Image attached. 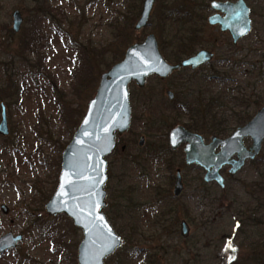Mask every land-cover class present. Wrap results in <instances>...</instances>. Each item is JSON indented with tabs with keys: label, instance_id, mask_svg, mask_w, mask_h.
Here are the masks:
<instances>
[{
	"label": "rangeland",
	"instance_id": "374dc122",
	"mask_svg": "<svg viewBox=\"0 0 264 264\" xmlns=\"http://www.w3.org/2000/svg\"><path fill=\"white\" fill-rule=\"evenodd\" d=\"M164 2L157 0L149 26L140 32L133 26L128 38L133 44L154 33L168 60L160 37ZM259 2L264 4V0ZM130 3L132 0H0V105L4 102L7 106L10 127L8 137L0 135V237L9 232L24 236L16 250L0 255V264H78L82 230L64 214H49L46 204L58 187L64 149L96 96L102 74L111 69L114 64L108 67V63L115 57L117 63L121 61L131 45L126 47L123 37L116 40L125 23L126 8H133ZM15 10L24 17L19 33L12 30ZM262 35L258 19L252 32L236 46L229 35L207 27L203 47L216 44L211 50L220 63L196 73L190 69L178 71L167 79L152 76L144 89L134 82L130 84L132 126L107 158L105 188V212L124 241L106 264H229L234 258L240 259L243 252L238 246L242 243L245 247V234L237 229L236 221L242 209L233 207L230 200L219 201L218 192L226 187L217 184L215 190L209 188V198L204 199V171L185 164V146L178 151L170 149L171 130L160 132L154 127L161 117L168 121L173 117L167 92L189 90L182 81L189 75L199 78L217 72L228 74L226 84L216 79L208 86L214 91L264 98ZM218 47L222 48L219 54ZM166 48L171 55L168 45ZM80 64L82 70L78 69ZM246 145H251L249 139ZM178 171L183 177L184 193L176 199L173 193ZM260 171L251 162L235 176L222 170L230 199L238 196L246 200L245 187L260 180ZM2 205L9 208L8 214H4ZM183 206L189 208L187 217ZM171 208L179 217L177 232L166 221L167 228L155 223L173 219L176 213L171 217ZM207 219L211 220L208 227L202 224ZM182 221L190 228L187 237L182 235ZM134 227L137 229L133 231ZM197 241L201 243L192 249Z\"/></svg>",
	"mask_w": 264,
	"mask_h": 264
},
{
	"label": "water",
	"instance_id": "95a60500",
	"mask_svg": "<svg viewBox=\"0 0 264 264\" xmlns=\"http://www.w3.org/2000/svg\"><path fill=\"white\" fill-rule=\"evenodd\" d=\"M155 4L156 0L143 1L141 14L134 25L136 31L140 32L149 26ZM212 5L225 16L213 15L209 19L210 24H219L223 31H229L235 44L249 35L252 21L245 0L236 3L214 2ZM12 23L13 32L19 33L24 23L20 10L13 12ZM213 58V53L201 50L189 59L170 63L160 50L157 36L150 33L143 41L131 44L123 59L102 74L96 96L90 100L86 114L64 149L58 187L46 204L49 214H64L82 230L78 264H105V260L123 245V238L112 226L104 209L107 206V158L116 147L117 136H123L131 127L130 84L135 82L144 89L148 78L152 76L168 78L187 67L196 70ZM168 96L171 100L175 97L172 91L168 92ZM0 106V135L8 137L10 127L7 107L4 102ZM246 138L252 140L250 148L245 145ZM169 140L172 150L186 143V164L203 168L206 172L204 182L216 183L224 189L226 181L221 173L224 167L231 166L230 173L237 174L246 161L255 160L262 152L264 108L227 138L213 137L211 143L206 144L204 136L179 125L170 132ZM143 143L144 138L140 144ZM183 191L182 176L178 173L174 194L179 197ZM2 210L4 214L9 213L6 205H2ZM189 233V225L183 221L182 235L187 237ZM23 239V235L12 232L3 235L0 237V254L16 249Z\"/></svg>",
	"mask_w": 264,
	"mask_h": 264
},
{
	"label": "trees",
	"instance_id": "16d2710c",
	"mask_svg": "<svg viewBox=\"0 0 264 264\" xmlns=\"http://www.w3.org/2000/svg\"><path fill=\"white\" fill-rule=\"evenodd\" d=\"M142 2L143 0H132L130 4L133 5V8H126L128 12L124 15L125 23L119 28L120 36L116 39L120 40V38L123 37L126 47L128 44H131L128 34L141 14ZM164 4L166 6L164 5L160 18V23L163 28V33H160L161 40H163L161 41V47L168 60L179 63L189 55L194 54L199 47L206 45L203 32L201 31L202 28H200L204 26L206 19L204 16L206 0H165ZM194 24L199 26L198 29L200 30H192ZM167 36H169L170 39L168 38L167 40ZM262 36L264 37V35ZM33 39L37 40L35 37H33ZM166 45L169 46L171 55L168 54ZM261 56L264 58V54ZM117 61L118 59L115 57L111 63H108V67L117 63ZM220 61L216 62V60H214L209 63V66H214L215 63H220ZM79 66L78 69L81 68L82 70V65L80 64ZM86 68H88V64ZM187 69L189 68L181 69L179 72ZM194 75H189L186 79L182 80L187 83L186 85H188L189 90H178L176 99L173 102H169L171 105L170 112L174 114L173 117L170 118L169 121L167 118L161 117L156 122V126L153 122L151 125L152 127L155 126L154 129L156 128L157 130L159 129L160 132L163 131L167 133L168 130H171L175 126L183 124L190 131L202 134L206 137L217 136L225 138L228 137L236 127L244 125L251 120L253 112L264 104V98L261 96H252L251 94L239 92L230 93V91H214L211 86H208L213 80L216 82V79L220 81L218 83L226 84L229 79L227 78L228 74L217 72L214 76L208 77L205 75L199 78ZM181 88H183V86ZM57 91L58 88L56 92ZM69 117L75 118L73 115H69ZM182 119L186 122H182ZM168 151L170 152L169 149ZM259 157L260 155L258 158ZM258 158L252 161L251 164L256 163L259 170H261V174L258 176L260 180L246 185V200L242 201L238 196H236V198L234 197V199L231 198V200L228 195V190H226L227 185L224 190H219L218 192L221 198L218 199L219 201L230 200L233 207L235 206L238 207V209H242L238 211L240 218H238L236 222L237 229L241 228L245 234V247L242 243L238 246V249L242 250L243 253L240 255L239 260L234 258L229 264H264V158H261V160ZM201 183L203 187L207 186V195L204 199L209 198V188L215 190L214 187L216 184L213 183L208 186L204 182ZM238 203L240 204L237 206L236 204ZM171 209V214L170 211L168 212L171 217L176 213V215L172 217L173 219L170 218V221L161 219V221L157 220L155 223L159 224L162 228H167L164 222L166 221L172 226V229H175L177 232L179 217L177 215V210L175 208ZM184 210L186 211L187 217L189 208L186 207ZM109 217L112 219L110 215ZM209 219L212 220V218ZM211 220L208 221L207 219L202 224L208 227V225L211 224ZM135 229L137 228L134 227L133 231ZM126 239L128 238L126 237ZM198 243H201V241L195 242L192 249L196 248ZM219 246L220 244L217 245V247ZM196 259H199V256H197ZM207 262L209 263L211 260Z\"/></svg>",
	"mask_w": 264,
	"mask_h": 264
},
{
	"label": "flooded vegetation",
	"instance_id": "af4514ba",
	"mask_svg": "<svg viewBox=\"0 0 264 264\" xmlns=\"http://www.w3.org/2000/svg\"><path fill=\"white\" fill-rule=\"evenodd\" d=\"M239 0H206V6H205V12H204V16L206 17V19H205V22H204V26L203 27H200V28H202L201 29V31L203 32V35H205V30H206V28L207 27H212V28H217V30H218V32L219 33H221V35H225V34H227V35H229L230 37H231V34H230V32L229 31H223L222 30V27L219 25V24H217V25H212V24H210V22H209V19H210V17H212L213 15H220L221 17H224L225 16V13H223V12H221V11H217V10H215L214 8H213V3L214 2H221V3H225V2H230V3H236V2H238ZM245 2H246V4L248 5V7L250 8V18H251V21H252V28H251V31H250V33L252 32V30H253V27H254V24H255V21L258 19V20H260V23H261V27H262V30H263V32H264V19H262V18H264V4H262V2H259V0H250V1H248V0H245ZM156 5V4H155ZM198 27L199 26H197V25H195L194 24V26H193V28H192V30L194 29V30H196V29H198ZM198 30H200V29H198ZM249 33V34H250ZM248 36V35H247ZM262 38H264V37H262ZM204 39H205V36H204ZM231 39H232V37H231ZM232 41H233V39H232ZM239 43V42H238ZM237 43V44H238ZM237 44H235L234 42H233V45L234 46H236ZM213 46L215 47L216 46V44H213L212 43V47L211 48H206V47H200V48H198L197 49V51L194 53V54H191V55H189L188 57H186L185 59H189V58H191V57H193V56H195L199 51H201V50H207V51H209V52H211V53H213L214 54V58H213V60L212 61H210V62H208L207 64H205L204 66H202V67H200V68H198V69H196V70H192L190 67H187V68H189L191 71H193V72H197V71H199L200 69H202L203 67H206V66H208L209 65V63H211V62H213L214 60H216V53L213 51V50H211L212 48H213ZM217 51H218V54L221 52L220 50H222V48H220V47H218L217 49H216ZM184 59V60H185ZM263 60H264V58H262ZM173 75V74H172ZM172 75H170L169 77H171ZM156 77V76H155ZM168 77V78H169ZM158 78H160V77H158ZM160 79H167V78H160ZM135 83V82H134ZM136 84V83H135ZM169 92V91H168ZM168 92H167V98L169 99V102H173L175 99H176V94L174 93V99L173 100H171L170 98H169V96H168ZM130 97H131V95H130ZM131 106H132V104H131ZM262 108H264V106L263 107H261L260 109H262ZM259 109V110H260ZM258 110V111H259ZM257 111V112H258ZM256 115V114H255ZM254 115V116H255ZM253 116V117H254ZM252 117V118H253ZM251 118V119H252ZM132 119H133V108H132ZM250 121V120H249ZM248 121V122H249ZM245 125V124H244ZM131 126H132V121H131ZM177 126H179V125H177ZM177 126H175V127H177ZM184 126V125H183ZM241 126H243V125H241ZM174 127V128H175ZM238 127H240V126H238ZM238 127H236L235 128V130L238 128ZM174 128H172L171 129V131L174 129ZM130 129H131V127H130ZM130 129H129V131H130ZM188 129V128H187ZM189 130V129H188ZM234 130V131H235ZM128 131V132H129ZM170 131V132H171ZM127 132V133H128ZM196 133V132H195ZM170 134V133H169ZM169 134H168V139H169ZM202 135V134H201ZM231 135V134H230ZM229 135V136H230ZM202 136H204V135H202ZM228 136V137H229ZM213 137H217V136H211V137H208V138H210L209 139V141L207 140V137L206 136H204V138H205V143L206 144H209V143H211V141H212V138ZM142 138H144V137H142ZM219 138H222V137H219ZM225 138H227V137H225ZM247 139H249L250 141H251V145H252V140H251V138H246L245 139V145H246V140ZM142 140V139H141ZM120 141H121V136H117V139H116V147H115V149H114V151L113 152H115V150H116V148H118V145H119V143H120ZM264 144V143H263ZM144 145H145V138H144V143L143 144H140V146H141V148H143L144 147ZM251 145H246V147H248V148H250V146ZM169 146H170V140H169ZM182 146H185L184 147V153H185V148H186V143L185 144H182L181 145V147ZM180 147V148H181ZM179 148V149H180ZM170 149H171V147H170ZM179 149H177V150H172V151H178ZM219 150V149H218ZM113 154V153H112ZM111 154V155H112ZM110 155V156H111ZM236 158V157H235ZM258 158V157H257ZM256 158V159H257ZM255 159V160H256ZM255 160H248V161H246V164H245V166L243 167V169L246 167V165H247V163L248 162H252V161H255ZM108 164H109V161H108ZM185 164H186V154H185ZM187 165V164H186ZM187 166H196V167H198V168H200V169H202L203 171H204V174L206 173L205 172V170L203 169V168H201V167H199V166H197V165H187ZM224 169H226L227 171H228V174H229V176L231 177V176H235V175H237V174H239L240 172H238L237 174H231L230 173V169H231V166H227V167H224L222 170H224ZM222 170H221V173H222ZM178 173H180V175H181V172H179L178 171ZM178 173H177V175H176V178H175V184H176V181H177V176H178ZM223 175V174H222ZM182 176V175H181ZM204 177V176H203ZM172 180H173V178H172ZM171 180V181H172ZM225 180H226V178H225ZM182 181H183V177H182ZM203 182H204V180H203ZM205 183V182H204ZM206 184H208V183H206ZM210 184H212V183H210ZM214 184H216V183H214ZM183 185H184V183H183ZM175 187V186H174ZM183 193H184V191H183ZM183 193L179 196V197H176L175 196V194H174V198H176V199H178V198H180L182 195H183ZM107 199V198H106ZM107 206H108V203H107ZM107 206H106V208H107ZM184 208H185V206H183ZM106 210V209H105ZM106 213V212H105ZM107 215V214H106ZM183 222V221H182ZM182 222H181V228H182ZM186 222V221H185ZM187 223V222H186ZM188 224V223H187ZM17 249V248H16ZM16 249H13V250H16ZM10 251H12V250H10ZM7 252H9V251H7ZM6 252V253H7ZM5 254V253H4ZM115 254V253H114ZM0 255H2V254H0ZM111 257V256H110ZM110 257H108V258H110ZM107 258V259H108ZM106 259V260H107ZM106 260H105V264H106Z\"/></svg>",
	"mask_w": 264,
	"mask_h": 264
}]
</instances>
